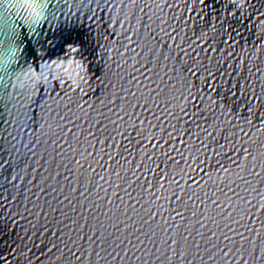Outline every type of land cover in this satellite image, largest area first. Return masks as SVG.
<instances>
[{
  "label": "water",
  "instance_id": "obj_1",
  "mask_svg": "<svg viewBox=\"0 0 264 264\" xmlns=\"http://www.w3.org/2000/svg\"><path fill=\"white\" fill-rule=\"evenodd\" d=\"M261 13L0 0V264H264Z\"/></svg>",
  "mask_w": 264,
  "mask_h": 264
},
{
  "label": "snow or ice",
  "instance_id": "obj_2",
  "mask_svg": "<svg viewBox=\"0 0 264 264\" xmlns=\"http://www.w3.org/2000/svg\"><path fill=\"white\" fill-rule=\"evenodd\" d=\"M261 15H264V13H261ZM193 74L195 75V73H193ZM229 94L238 97V96H239V91H238V89H237V91H236L235 93H229ZM217 95H219V93H218ZM256 99H259V97H256ZM224 103H225V104L227 103V97H225V99H224ZM217 107H219V105H217ZM225 110H227V109H225ZM172 243H176V241L173 240ZM170 246H171V245H170ZM225 254H227V253H225ZM257 255H259V254L257 253ZM245 264H247V261H245Z\"/></svg>",
  "mask_w": 264,
  "mask_h": 264
}]
</instances>
